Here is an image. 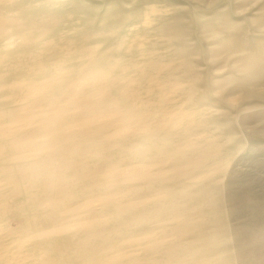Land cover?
<instances>
[{
  "label": "rangeland",
  "instance_id": "374dc122",
  "mask_svg": "<svg viewBox=\"0 0 264 264\" xmlns=\"http://www.w3.org/2000/svg\"><path fill=\"white\" fill-rule=\"evenodd\" d=\"M0 264H264V0H0Z\"/></svg>",
  "mask_w": 264,
  "mask_h": 264
},
{
  "label": "bare ground",
  "instance_id": "6f19581e",
  "mask_svg": "<svg viewBox=\"0 0 264 264\" xmlns=\"http://www.w3.org/2000/svg\"><path fill=\"white\" fill-rule=\"evenodd\" d=\"M61 50V49H60ZM28 69H29V67H28Z\"/></svg>",
  "mask_w": 264,
  "mask_h": 264
}]
</instances>
